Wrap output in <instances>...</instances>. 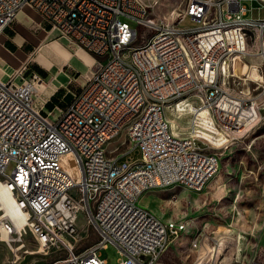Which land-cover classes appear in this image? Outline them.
I'll return each mask as SVG.
<instances>
[{
	"label": "built area",
	"instance_id": "2783aa9c",
	"mask_svg": "<svg viewBox=\"0 0 264 264\" xmlns=\"http://www.w3.org/2000/svg\"><path fill=\"white\" fill-rule=\"evenodd\" d=\"M185 2L171 24L151 19L145 0H0V35L30 6L94 60L60 112L46 114L37 104L43 80L35 70L19 83L0 79V178L25 209L16 222L2 215L0 228L20 236L21 220L34 221L43 250L60 241L67 252L49 264H110L101 256L110 244L122 256L116 264H159L187 225L162 220L141 197L168 186L204 192L221 157L207 150L212 142L203 130L229 135L255 121L261 107L247 93L234 94L231 74L212 75V82L205 74L211 63L250 55L249 37L264 36V20L248 19L242 0ZM186 20L193 25L182 26ZM238 22H250L251 31ZM192 97L208 111L207 122L193 112L190 134H175L166 110ZM131 101L137 112H129ZM81 213L99 239L77 251L70 238Z\"/></svg>",
	"mask_w": 264,
	"mask_h": 264
},
{
	"label": "rangeland",
	"instance_id": "374dc122",
	"mask_svg": "<svg viewBox=\"0 0 264 264\" xmlns=\"http://www.w3.org/2000/svg\"><path fill=\"white\" fill-rule=\"evenodd\" d=\"M145 1L151 6V19H164L171 24H177L179 14L186 5L185 0ZM242 5L247 8L248 19L264 20L262 1L242 0ZM181 25L190 26L193 23L186 20ZM238 29L251 31V23L238 22ZM152 33L149 31L143 39ZM18 34L24 35L21 29H18ZM67 44L78 51L72 43L67 41ZM22 51L26 53V60L13 63L10 67L7 65L12 55L5 49L0 51L2 80L17 81L28 69H36L37 54H31L33 50L26 44ZM248 51L250 55L236 57L229 65L211 63L206 66L208 74H205V82H212V75L231 74L227 80L234 94L247 93L256 98L257 106L261 107L255 121L244 131L223 135L217 131L203 130V134L212 142L207 150L221 157L216 177L202 193L174 186L150 191L144 196L143 204L162 220L173 219L187 225V231L182 236L170 238L159 264H264V36H250ZM79 53L84 56L82 66L87 68L85 76L88 77L94 60L84 50L80 49ZM62 54L80 59L63 43L50 46V62L56 65ZM74 75L79 76L75 71ZM184 105H180L179 109L171 106L166 113L170 122H174V132L187 136L190 134L192 107L197 109L201 105L196 97ZM197 112L201 120L207 122L208 111L202 107ZM14 167L12 163L7 174H11ZM66 167L74 170L70 160H67ZM2 215L3 212H0V217ZM20 234L5 239L1 232L0 264H49L67 256L60 241L50 244V249L41 250L42 244L31 230ZM98 239L89 215L81 213L78 234L75 239L70 238L74 249L82 251ZM101 256L110 264L122 259L119 249L113 244L102 250Z\"/></svg>",
	"mask_w": 264,
	"mask_h": 264
},
{
	"label": "crops",
	"instance_id": "0c3cea01",
	"mask_svg": "<svg viewBox=\"0 0 264 264\" xmlns=\"http://www.w3.org/2000/svg\"><path fill=\"white\" fill-rule=\"evenodd\" d=\"M18 29L22 30L23 36L18 34ZM67 41L70 42L68 38L61 36L57 30H54L51 24L30 6L24 7L14 23L0 35V51L5 49L12 55L11 57L6 54L7 57L10 56L11 60L7 66L10 67L13 63L26 60V53L22 51L24 44L32 48L31 54H37V70H33L38 72L43 82L39 86L36 100L46 114L62 111L73 98V92L79 89L88 78L85 76L87 68L82 66L83 54L79 53L80 49L78 51L71 49ZM59 42L69 47L74 55L79 56L80 59L77 60L62 54L59 55L60 59L56 65L50 62V46ZM18 52L21 54L17 55ZM74 71L79 76L74 75ZM20 79L15 82H21ZM50 102L52 107L48 106ZM144 196L145 194L141 197L140 203L145 206L142 202Z\"/></svg>",
	"mask_w": 264,
	"mask_h": 264
},
{
	"label": "bare ground",
	"instance_id": "6f19581e",
	"mask_svg": "<svg viewBox=\"0 0 264 264\" xmlns=\"http://www.w3.org/2000/svg\"><path fill=\"white\" fill-rule=\"evenodd\" d=\"M247 23H250V22H247ZM188 100L182 101L179 104L174 105V106H176L178 109H179L180 105H183V107H185L184 104ZM169 107H171V106H169ZM200 108H202V107H199L197 109L192 107V115H193V112H197ZM137 109H138V101H131L130 105H129V112H137ZM173 123L174 122L172 120L171 121V125H172V131L174 132ZM65 160H70V164L72 165V167H75L74 161H73L71 156L65 157ZM3 186H7V179L5 181H1L0 180V212L2 211L3 212V216H10V218L14 222H16V220L18 218H24L25 217V209L24 208H19L18 201H12V194H8V192L6 191V189ZM171 187H174V186H168L167 188H171ZM2 218L3 217H1V219ZM33 229H35V222L34 221H31V223H30L29 219H22L21 220V222H20V232H24L26 234V232L28 230H31L33 232ZM0 230H1L0 232H2V236L5 239L6 238H8V239L10 238L11 235H9L8 231L2 230V228H0ZM15 232L18 234L17 231H15ZM34 234L37 236L39 242H43V232H35ZM4 238H2V239H4ZM41 250H42V246H41Z\"/></svg>",
	"mask_w": 264,
	"mask_h": 264
},
{
	"label": "trees",
	"instance_id": "16d2710c",
	"mask_svg": "<svg viewBox=\"0 0 264 264\" xmlns=\"http://www.w3.org/2000/svg\"><path fill=\"white\" fill-rule=\"evenodd\" d=\"M53 100H54V99H53ZM48 106L52 107L51 102H50V104H48Z\"/></svg>",
	"mask_w": 264,
	"mask_h": 264
}]
</instances>
